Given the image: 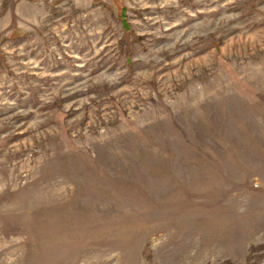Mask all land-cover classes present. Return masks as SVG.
Returning a JSON list of instances; mask_svg holds the SVG:
<instances>
[{"label":"rangeland","instance_id":"rangeland-1","mask_svg":"<svg viewBox=\"0 0 264 264\" xmlns=\"http://www.w3.org/2000/svg\"><path fill=\"white\" fill-rule=\"evenodd\" d=\"M0 264H264V0H0Z\"/></svg>","mask_w":264,"mask_h":264},{"label":"trees","instance_id":"trees-1","mask_svg":"<svg viewBox=\"0 0 264 264\" xmlns=\"http://www.w3.org/2000/svg\"><path fill=\"white\" fill-rule=\"evenodd\" d=\"M123 23L126 27V29H129V24L126 22V20H124V17H122Z\"/></svg>","mask_w":264,"mask_h":264}]
</instances>
